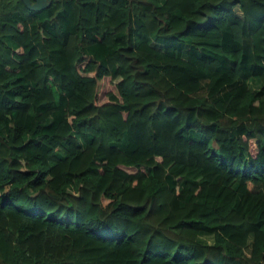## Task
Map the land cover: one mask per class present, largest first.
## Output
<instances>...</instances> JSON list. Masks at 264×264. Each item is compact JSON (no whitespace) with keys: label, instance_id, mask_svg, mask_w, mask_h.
<instances>
[{"label":"trees","instance_id":"1","mask_svg":"<svg viewBox=\"0 0 264 264\" xmlns=\"http://www.w3.org/2000/svg\"><path fill=\"white\" fill-rule=\"evenodd\" d=\"M0 264H264V0H0Z\"/></svg>","mask_w":264,"mask_h":264},{"label":"water","instance_id":"2","mask_svg":"<svg viewBox=\"0 0 264 264\" xmlns=\"http://www.w3.org/2000/svg\"><path fill=\"white\" fill-rule=\"evenodd\" d=\"M27 7L38 9L44 5V3H41L40 0H33V3H30V0H21ZM45 1V0H44Z\"/></svg>","mask_w":264,"mask_h":264},{"label":"rangeland","instance_id":"3","mask_svg":"<svg viewBox=\"0 0 264 264\" xmlns=\"http://www.w3.org/2000/svg\"><path fill=\"white\" fill-rule=\"evenodd\" d=\"M40 2H41V3H44V0H40ZM103 88H105V87H103Z\"/></svg>","mask_w":264,"mask_h":264}]
</instances>
